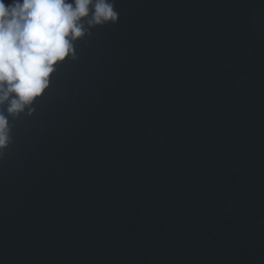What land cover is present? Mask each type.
<instances>
[{"label": "water", "instance_id": "95a60500", "mask_svg": "<svg viewBox=\"0 0 264 264\" xmlns=\"http://www.w3.org/2000/svg\"><path fill=\"white\" fill-rule=\"evenodd\" d=\"M112 3L8 116L0 264H264V0Z\"/></svg>", "mask_w": 264, "mask_h": 264}, {"label": "clouds", "instance_id": "9594fccd", "mask_svg": "<svg viewBox=\"0 0 264 264\" xmlns=\"http://www.w3.org/2000/svg\"><path fill=\"white\" fill-rule=\"evenodd\" d=\"M118 19L112 0H0V156L8 116L32 115L55 68L75 59V42Z\"/></svg>", "mask_w": 264, "mask_h": 264}]
</instances>
